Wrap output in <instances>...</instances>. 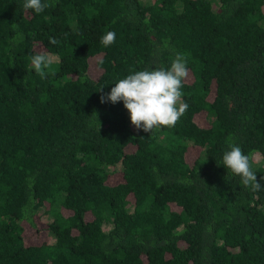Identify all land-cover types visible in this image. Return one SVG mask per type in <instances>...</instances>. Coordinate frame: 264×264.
<instances>
[{
    "label": "trees",
    "instance_id": "16d2710c",
    "mask_svg": "<svg viewBox=\"0 0 264 264\" xmlns=\"http://www.w3.org/2000/svg\"><path fill=\"white\" fill-rule=\"evenodd\" d=\"M23 3L0 0V264H264V189L222 159L231 138L264 177V0ZM177 53L175 126L138 131L100 103Z\"/></svg>",
    "mask_w": 264,
    "mask_h": 264
},
{
    "label": "clouds",
    "instance_id": "9594fccd",
    "mask_svg": "<svg viewBox=\"0 0 264 264\" xmlns=\"http://www.w3.org/2000/svg\"><path fill=\"white\" fill-rule=\"evenodd\" d=\"M53 6V0H24L23 8L39 14ZM116 40L114 31H107L101 38V43L107 47ZM52 44L58 41L50 38ZM31 64L36 74L46 78L48 70L54 63V58L46 53H36L31 57ZM189 75L188 59L186 54L177 53L171 61L169 68L163 66L135 71L120 79L111 88L110 92L100 96V103L123 102L130 114L131 124L136 130L152 133L161 126L173 127L184 115L189 105L182 100V81ZM103 92V87L100 88ZM97 116V115H96ZM228 149L223 154V165L232 173L241 178L245 188L253 192L264 189V185L257 179V174L252 170L250 157L245 155L241 147L229 138Z\"/></svg>",
    "mask_w": 264,
    "mask_h": 264
},
{
    "label": "rangeland",
    "instance_id": "374dc122",
    "mask_svg": "<svg viewBox=\"0 0 264 264\" xmlns=\"http://www.w3.org/2000/svg\"><path fill=\"white\" fill-rule=\"evenodd\" d=\"M117 168H121L122 167V164L121 163H118L117 164V166H116ZM42 212H43V210H41ZM44 215V214H43ZM43 218L45 219V220H48L49 219V217L47 216V215H44L43 216ZM30 230H31V228H27V230H26V233H29L30 232ZM44 233L43 232H41V235H43ZM39 238H44V237H42V236H39ZM37 240V239H36ZM50 243H53V241H54V237L51 235L50 236Z\"/></svg>",
    "mask_w": 264,
    "mask_h": 264
}]
</instances>
